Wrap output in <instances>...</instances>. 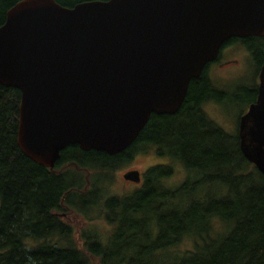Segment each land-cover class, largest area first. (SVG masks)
<instances>
[{"label":"trees","instance_id":"16d2710c","mask_svg":"<svg viewBox=\"0 0 264 264\" xmlns=\"http://www.w3.org/2000/svg\"><path fill=\"white\" fill-rule=\"evenodd\" d=\"M18 1L0 0V26ZM238 42L260 70L264 37L232 38L223 47ZM207 68L191 80L180 109L152 114L124 151L70 144L53 168L20 148L21 91L0 84V264H264V175L243 155L239 128L227 132L205 111L206 102L225 96ZM257 87L248 90L253 102ZM150 147L191 175L165 186L170 175L156 164L142 187L111 194L116 170ZM100 215L111 228L97 224ZM186 242L192 247L181 248Z\"/></svg>","mask_w":264,"mask_h":264},{"label":"water","instance_id":"95a60500","mask_svg":"<svg viewBox=\"0 0 264 264\" xmlns=\"http://www.w3.org/2000/svg\"><path fill=\"white\" fill-rule=\"evenodd\" d=\"M250 36L264 37V0H20L0 26V84L21 91L18 144L49 168L70 144L118 154L152 114L180 109L227 41ZM257 90L239 136L264 175V64Z\"/></svg>","mask_w":264,"mask_h":264},{"label":"rangeland","instance_id":"374dc122","mask_svg":"<svg viewBox=\"0 0 264 264\" xmlns=\"http://www.w3.org/2000/svg\"><path fill=\"white\" fill-rule=\"evenodd\" d=\"M219 57L220 62H225V64L221 66L217 62H211L208 65L207 73L214 85L225 92V96L220 101L206 102L204 109L227 132L236 134L241 116L253 102L248 90H253L256 85H259V65L247 46L241 42L223 47ZM156 164L163 166L162 169L167 173L165 177L170 175L164 179L165 186L177 187L191 175L180 162L172 161L169 155H158L157 151L150 147L146 152L136 154L130 162L116 170L110 193L123 195V193L128 194L131 190L134 191L140 186L142 187L138 182L125 179L124 174L131 170H139L140 173L141 171L146 172ZM92 212L93 214L97 213L96 210ZM143 215H147V213ZM96 218L100 219L97 221L100 223H97L98 225L104 229L111 228L109 223L103 225L101 219L104 218V215ZM189 247H192L189 242L181 245L183 249Z\"/></svg>","mask_w":264,"mask_h":264},{"label":"flooded vegetation","instance_id":"af4514ba","mask_svg":"<svg viewBox=\"0 0 264 264\" xmlns=\"http://www.w3.org/2000/svg\"><path fill=\"white\" fill-rule=\"evenodd\" d=\"M214 62H217V63H218L219 65H221V66H223V65L225 64V62H220V58L216 59ZM256 99H257V98H256ZM255 101H256V100H255ZM255 101H254V102H255ZM254 102H252V103H254ZM252 103H251V104H252ZM144 173H145V172H142V171H141V182L138 183L139 185H142L143 182H144Z\"/></svg>","mask_w":264,"mask_h":264}]
</instances>
